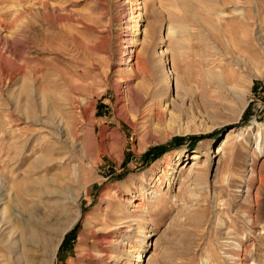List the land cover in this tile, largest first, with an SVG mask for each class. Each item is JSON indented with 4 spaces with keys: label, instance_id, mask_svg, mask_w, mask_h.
<instances>
[{
    "label": "rangeland",
    "instance_id": "rangeland-1",
    "mask_svg": "<svg viewBox=\"0 0 264 264\" xmlns=\"http://www.w3.org/2000/svg\"><path fill=\"white\" fill-rule=\"evenodd\" d=\"M48 2L0 0V264H264V0Z\"/></svg>",
    "mask_w": 264,
    "mask_h": 264
},
{
    "label": "bare ground",
    "instance_id": "bare-ground-1",
    "mask_svg": "<svg viewBox=\"0 0 264 264\" xmlns=\"http://www.w3.org/2000/svg\"><path fill=\"white\" fill-rule=\"evenodd\" d=\"M125 4V3H124ZM138 4V3H137ZM48 7H50V4H49V2H48V0H29V3H28V5H27V8H28V11H31V12H35V11H40L41 12V10L43 11V9H47ZM53 8V7H52ZM132 9V8H131ZM140 9V8H139ZM236 10V9H235ZM44 12V11H43ZM237 12V11H236ZM132 14V16L134 15V12L133 13H131ZM222 14H223V12H222ZM18 15V14H17ZM34 15V14H33ZM224 15V14H223ZM137 16H139V13H137L135 16H133V17H131V19H129L128 21L130 22V21H132L133 19H136L137 18ZM225 16V15H224ZM136 17V18H135ZM133 21H136V20H133ZM132 21V22H133ZM5 26H7L6 24H4V25H1L0 24V31L2 32L3 31V28H6ZM34 26V25H33ZM8 27V26H7ZM31 27V26H30ZM11 28V27H10ZM32 29L33 28H35V27H31ZM7 29V28H6ZM8 29H9V27H8ZM175 29H177V28H175ZM10 30V29H9ZM9 30H5L6 32L2 35V39L5 41V43H4V41H3V43H4V45L5 44H7V45H9V48L11 49L12 47H14V44L12 43L13 41H11V39H13V37H14V31L15 30H13L12 31V29H11V31L10 32H12V33H10V32H8ZM18 32V31H17ZM15 33H16V31H15ZM36 39V38H35ZM39 39V38H38ZM38 39H36V42H35V44H34V49H35V52H36V54H37V56H40V55H42V54H46L52 47V44L51 43H48L47 41H44V40H42V41H38ZM14 40V39H13ZM33 40V39H32ZM34 41V40H33ZM15 42V41H14ZM5 46V47H8V46ZM135 45H136V43H135ZM17 46V45H16ZM4 47V46H3ZM16 49V48H15ZM58 49H63V46L62 47H60V48H58ZM134 50V49H133ZM133 50H131V51H133ZM252 59H250V61H251ZM36 61V60H35ZM45 62V64H46V61H44ZM127 64H129L130 63V60H128L127 62H126ZM131 64V63H130ZM6 70V69H5ZM21 70H22V67L20 66V67H18V69H16V73L17 72H20L21 73ZM7 71V70H6ZM238 72H240V70H238L237 72H234V73H232L231 74V77H230V80H231V82H232V84H234V88H235V90H236V85H237V83H240V82H242L243 80H244V77L241 75V73H238ZM8 74V73H7ZM31 75L33 76V78L35 79V80H37V81H40V78H41V80L43 79L44 80V78H45V73H44V67H43V65L39 68H36L35 69V67H33L32 69H31ZM8 76H9V78H13V74H8ZM227 78V77H226ZM229 79V78H228ZM42 80V81H43ZM232 88V87H231ZM239 88V87H238ZM76 133V132H75ZM28 157L29 156H23L22 157V159H21V163H23L24 161H26L27 159H28ZM202 157V155H200V153L199 152H194L193 154H192V157H191V159H194V160H198L199 158H201ZM194 170H195V168H194ZM23 192H18V194H17V197H18V201L21 203V199H22V196L24 195V193H29V188H26V189H21ZM160 191V190H159ZM159 191L157 190V191H155L154 192V198L155 199H157L158 197H159ZM134 198H136L137 196H133ZM138 199V198H137ZM129 201V204H131L132 203V201L131 200H128ZM140 204H142V202L141 203H138V204H136V206L138 207V208H140ZM23 205V204H22ZM21 205V206H22ZM8 207H10V204H9V206ZM24 209H25V207H23ZM12 209V208H11Z\"/></svg>",
    "mask_w": 264,
    "mask_h": 264
},
{
    "label": "trees",
    "instance_id": "trees-1",
    "mask_svg": "<svg viewBox=\"0 0 264 264\" xmlns=\"http://www.w3.org/2000/svg\"><path fill=\"white\" fill-rule=\"evenodd\" d=\"M247 111H248V109H247ZM247 111L245 112V114H244V115H247Z\"/></svg>",
    "mask_w": 264,
    "mask_h": 264
}]
</instances>
